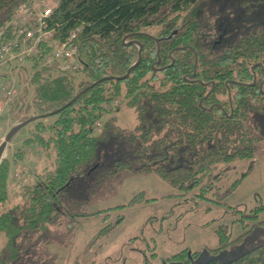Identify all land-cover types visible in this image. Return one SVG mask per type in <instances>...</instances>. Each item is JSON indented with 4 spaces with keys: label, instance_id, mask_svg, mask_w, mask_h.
<instances>
[{
    "label": "trees",
    "instance_id": "16d2710c",
    "mask_svg": "<svg viewBox=\"0 0 264 264\" xmlns=\"http://www.w3.org/2000/svg\"><path fill=\"white\" fill-rule=\"evenodd\" d=\"M26 1L0 0V28ZM200 1L58 0L53 21L60 35L81 27L76 44L82 65L63 73L40 65L44 52L31 58L32 107L34 115L42 116L27 125L28 137L14 159L22 161L30 146L53 159L20 189L17 201L10 190L11 162L0 163V231L6 236L2 264H42L44 255L34 251L33 237L40 239L51 225H60L63 212L105 211L96 237L107 239L124 219L119 215L107 223L110 212L150 200L146 191L107 209L85 207L115 194L133 174L155 173L183 196L211 199V194L212 201L220 202L222 182L233 177L239 161L254 158L256 131L264 124V30L206 53L193 19ZM148 27H157L150 35L159 42L142 31ZM131 40L143 50L130 75L100 81L66 105L94 81L125 75L138 59L140 44ZM123 104L136 111V128L118 125L116 112ZM47 113L53 121H44ZM217 234V247H186L164 264H264V243L223 260L221 255L247 232L232 238L219 225Z\"/></svg>",
    "mask_w": 264,
    "mask_h": 264
},
{
    "label": "rangeland",
    "instance_id": "374dc122",
    "mask_svg": "<svg viewBox=\"0 0 264 264\" xmlns=\"http://www.w3.org/2000/svg\"><path fill=\"white\" fill-rule=\"evenodd\" d=\"M46 2L58 5V0ZM193 19L195 35L206 44L205 52L218 53L240 36L264 30V0H202ZM142 31L155 34L157 27ZM214 41L218 43L211 49ZM32 64L31 59L0 64V96L2 88L8 85H15L18 91L16 102L0 116V143L13 126L34 115ZM116 114L119 126L127 129L138 126L136 111L127 105H121ZM53 119L49 116L44 121ZM256 135L254 158L239 161L233 177L222 182L220 202L212 201L211 194V199L195 198L192 194L183 196L178 188L155 173L133 174L115 194L85 207L87 211L107 209L125 204L139 191H146L150 200L110 212L107 223L114 222L119 215L124 219L111 230L107 239L96 237L104 225L101 217L105 211L81 216L63 212L59 216L60 225H51L53 229L40 239L33 237L38 244L34 245L38 249L34 251L44 255L42 264H164L167 256L186 247L193 250L217 247L219 225H223L232 238L247 232L241 243L232 245L221 255L223 260L264 243V225L260 223L264 220V209L257 210L264 205V124ZM27 137L28 128L24 126L7 143L2 158L11 162L12 201L19 199L20 189L53 159L36 146H30L25 148V158L15 161V153L23 149L22 142ZM245 172L239 184L232 188V183ZM5 243L6 236L0 231V252Z\"/></svg>",
    "mask_w": 264,
    "mask_h": 264
},
{
    "label": "built area",
    "instance_id": "2783aa9c",
    "mask_svg": "<svg viewBox=\"0 0 264 264\" xmlns=\"http://www.w3.org/2000/svg\"><path fill=\"white\" fill-rule=\"evenodd\" d=\"M56 7L46 0H27L15 10L11 20L0 28V64L28 60L44 52L40 65H52L63 73L80 68L76 37L81 27L60 35L59 24L53 21ZM42 45L45 48H41ZM17 96L15 85L2 88L0 116L12 106Z\"/></svg>",
    "mask_w": 264,
    "mask_h": 264
},
{
    "label": "water",
    "instance_id": "95a60500",
    "mask_svg": "<svg viewBox=\"0 0 264 264\" xmlns=\"http://www.w3.org/2000/svg\"><path fill=\"white\" fill-rule=\"evenodd\" d=\"M176 33V30L174 31ZM130 36V34L128 35H125L124 38H123V41L128 37ZM157 42H159V39L158 38H155ZM130 42H136V43H139L140 42L138 40H131ZM129 43V42H128ZM142 50H143V45L140 44L139 45V50H138V59L137 61L129 67V69L127 70V73L123 76H118V77H103V78H100L98 79L97 81H94V83H92L91 85H89L88 87L84 88L82 91H80L72 100H70L66 105H70L71 103H73V101L84 91H86L87 89H89L90 87L94 86L95 84L99 83L100 81H103L105 79H108V78H113V79H126L132 69L138 65L141 61V58H142ZM159 61V60H158ZM157 61V62H158ZM195 75V71L193 74H191V76L193 77ZM185 79H187V76L184 77ZM262 86V85H261ZM202 100V99H201ZM200 104H201V101H200ZM59 110H56L55 112H58ZM51 115V113H47V114H44L43 117H49ZM42 115H33L21 122H19L18 124H16L15 126H13L10 131L7 133V135L5 136V139L0 143V163H1V160L3 158V154H4V150L6 148V145L7 143L13 138V136L21 129L23 128L24 126H27L29 123H31L32 121L34 120H37L38 118H40ZM230 117H232V114L230 115Z\"/></svg>",
    "mask_w": 264,
    "mask_h": 264
},
{
    "label": "flooded vegetation",
    "instance_id": "af4514ba",
    "mask_svg": "<svg viewBox=\"0 0 264 264\" xmlns=\"http://www.w3.org/2000/svg\"><path fill=\"white\" fill-rule=\"evenodd\" d=\"M145 34L150 35V34H148V33H145ZM150 36H152L153 38H157V37H154L153 35H150Z\"/></svg>",
    "mask_w": 264,
    "mask_h": 264
}]
</instances>
